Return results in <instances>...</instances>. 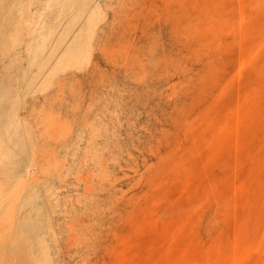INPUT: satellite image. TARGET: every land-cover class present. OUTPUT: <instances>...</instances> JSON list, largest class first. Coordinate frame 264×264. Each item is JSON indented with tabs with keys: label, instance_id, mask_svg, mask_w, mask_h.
<instances>
[{
	"label": "rangeland",
	"instance_id": "obj_1",
	"mask_svg": "<svg viewBox=\"0 0 264 264\" xmlns=\"http://www.w3.org/2000/svg\"><path fill=\"white\" fill-rule=\"evenodd\" d=\"M71 4L0 0V264H264V0Z\"/></svg>",
	"mask_w": 264,
	"mask_h": 264
},
{
	"label": "bare ground",
	"instance_id": "obj_2",
	"mask_svg": "<svg viewBox=\"0 0 264 264\" xmlns=\"http://www.w3.org/2000/svg\"><path fill=\"white\" fill-rule=\"evenodd\" d=\"M82 0H72V6L73 8L78 7V5L80 4ZM2 15V14H1ZM9 15V14H8ZM7 16V15H6ZM12 16H8L7 20L10 19L11 20ZM9 20V21H10ZM8 22V21H7ZM12 23V22H11ZM8 25V24H7ZM8 27V26H7ZM7 88V87H6ZM9 89V88H8ZM3 91V90H2ZM7 91V90H5ZM3 91V92H5ZM10 119V118H9ZM9 119H6L4 117V115L0 114V136L6 134V132H8V126L10 124V122H13L14 120L10 121ZM2 133V134H1ZM23 141L20 140L18 138L17 135H15L14 137L11 138H2L1 143H0V156H4L6 159L12 160L14 157L16 156H20L22 153H25V148H23ZM5 162H1L0 163V167H2V169L6 168L4 167ZM13 172V171H12ZM6 173V172H5ZM31 205V203H29ZM33 221H31L30 225H29V231L32 232V235L35 236V241L38 243V245L41 244V240H43V238H41V232L42 230V226L41 223H39L38 221H35L34 219H31ZM256 229V228H255ZM257 231V230H256ZM259 231V230H258ZM255 232V231H254ZM256 233V232H255ZM233 235V234H232ZM263 236V235H262ZM260 241V240H259ZM255 242V241H254ZM255 244V243H254ZM257 245V244H255ZM255 245L252 247H255ZM260 247V245H259ZM258 248V247H257ZM251 249V248H250ZM251 256V255H250ZM247 259V258H246ZM256 259V257L254 258ZM261 259V258H260ZM259 261V260H258ZM257 262V261H256ZM259 263V262H258ZM240 264V263H239ZM254 264V263H252Z\"/></svg>",
	"mask_w": 264,
	"mask_h": 264
}]
</instances>
